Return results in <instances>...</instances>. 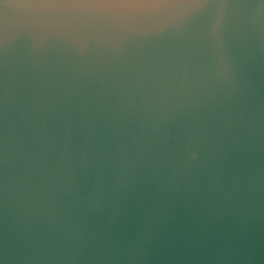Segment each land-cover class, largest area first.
<instances>
[{
    "label": "water",
    "instance_id": "water-1",
    "mask_svg": "<svg viewBox=\"0 0 264 264\" xmlns=\"http://www.w3.org/2000/svg\"><path fill=\"white\" fill-rule=\"evenodd\" d=\"M0 264H264V0H0Z\"/></svg>",
    "mask_w": 264,
    "mask_h": 264
}]
</instances>
